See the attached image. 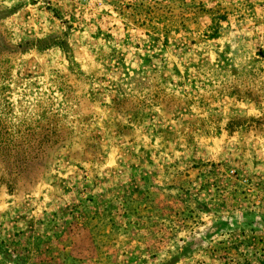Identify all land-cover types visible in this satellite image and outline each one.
<instances>
[{"label": "rangeland", "instance_id": "obj_1", "mask_svg": "<svg viewBox=\"0 0 264 264\" xmlns=\"http://www.w3.org/2000/svg\"><path fill=\"white\" fill-rule=\"evenodd\" d=\"M0 264H264V0H0Z\"/></svg>", "mask_w": 264, "mask_h": 264}]
</instances>
